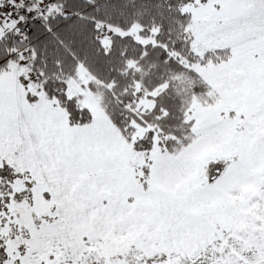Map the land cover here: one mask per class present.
<instances>
[{
    "label": "rangeland",
    "instance_id": "obj_1",
    "mask_svg": "<svg viewBox=\"0 0 264 264\" xmlns=\"http://www.w3.org/2000/svg\"><path fill=\"white\" fill-rule=\"evenodd\" d=\"M181 11L190 16L191 52L216 62L183 61L208 90L191 96V135L173 152L157 130L148 152L135 151L100 95L81 89L92 80L83 66L65 93L81 95L92 120L70 126L57 102L58 109L43 103L41 74L29 83L17 59L8 60L9 73L0 74V167L21 177L0 211L3 264H264V0H194ZM113 29L153 43L137 25ZM177 81L187 91L189 83ZM152 107L143 98L135 110ZM149 130L132 123L131 141ZM219 160L224 170L208 185L207 165Z\"/></svg>",
    "mask_w": 264,
    "mask_h": 264
},
{
    "label": "trees",
    "instance_id": "obj_2",
    "mask_svg": "<svg viewBox=\"0 0 264 264\" xmlns=\"http://www.w3.org/2000/svg\"><path fill=\"white\" fill-rule=\"evenodd\" d=\"M57 1L69 16L35 26L29 44L34 53V69L41 74L42 89L48 99H55L65 109L68 124L83 126L92 120L89 110L81 107L76 97L68 98L65 93L66 80L76 78L77 66L81 65L92 77L87 89L100 95L104 112L135 151L148 152L152 148L155 130L163 139L161 147L168 152L178 148L177 141L186 145L192 125L186 120L188 102L191 96L205 95L208 90L206 83L183 63L198 61L186 32L190 16L181 11L182 6L194 0ZM96 23H105L119 32L137 25L140 36L152 37L153 43L142 45L132 36L115 34L104 44L97 38ZM212 58L204 57L198 62H216ZM8 63V41L1 38L0 74L8 69ZM178 78L189 83L187 91L180 89ZM164 85L163 91L150 95ZM143 98L151 100L153 107L139 113L135 105ZM132 123L153 130L132 142ZM225 164L226 161L219 160L207 165L208 185L220 176ZM20 177L9 165L4 163L0 167V211L10 200L11 183ZM24 195L23 191L13 198ZM6 260V247L0 235V264Z\"/></svg>",
    "mask_w": 264,
    "mask_h": 264
},
{
    "label": "built area",
    "instance_id": "obj_3",
    "mask_svg": "<svg viewBox=\"0 0 264 264\" xmlns=\"http://www.w3.org/2000/svg\"><path fill=\"white\" fill-rule=\"evenodd\" d=\"M68 16L57 0H0V39H7L8 60L17 59L27 71L29 83H37L40 79L33 66L34 53L29 44L33 28L53 18ZM96 30L101 42L114 35L112 28L105 23H96Z\"/></svg>",
    "mask_w": 264,
    "mask_h": 264
},
{
    "label": "crops",
    "instance_id": "obj_4",
    "mask_svg": "<svg viewBox=\"0 0 264 264\" xmlns=\"http://www.w3.org/2000/svg\"><path fill=\"white\" fill-rule=\"evenodd\" d=\"M78 68H79V65L77 66V73H78ZM9 67H8V69L5 71V72H8L9 73ZM22 83H24L23 81H22ZM88 84V83H87ZM80 87H81V89H86L87 88V85H86V87L84 88L82 85H80ZM67 89V88H66ZM77 99H78V103L80 104V106H81V95H78V97H76ZM32 101H34L35 99H31ZM25 101H26V98H25ZM54 101V102H53ZM42 102V101H41ZM55 102H57V101H55V100H52L51 101V99H48V98H46L45 99V102H43L44 104H47V103H50V104H53L52 106H55L56 107V109H58V107L56 106V104H55ZM57 104H58V102H57ZM59 105V104H58ZM60 106V105H59ZM81 107H83V108H85L84 106H81ZM21 109H25V110H28V111H32V110H29V109H26L25 107H24V105L22 104L21 105ZM87 109V108H86ZM37 110H40L39 108L37 109ZM88 110V109H87ZM90 112V111H89ZM91 113V112H90Z\"/></svg>",
    "mask_w": 264,
    "mask_h": 264
}]
</instances>
